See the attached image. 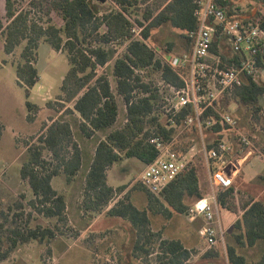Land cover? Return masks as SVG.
<instances>
[{"label":"trees","instance_id":"obj_1","mask_svg":"<svg viewBox=\"0 0 264 264\" xmlns=\"http://www.w3.org/2000/svg\"><path fill=\"white\" fill-rule=\"evenodd\" d=\"M112 1L116 8L107 10L103 9L105 3L98 0H30L27 8H18L17 0H5L6 24L0 22V35L4 39L6 55L12 56L26 42L16 65V75L20 85L25 88L28 112L36 114L37 110V106L29 98L39 80L36 63L39 45L44 41L55 51L67 53L70 69L60 87L58 113L72 114L75 119L68 121L62 116L51 118L50 124H44L42 133L36 137V144L27 145V156L20 176L32 191L33 198L28 202L32 212L27 214L25 225L18 222L25 215L20 201L8 207L12 211L10 215L1 212L0 243H6L7 249L0 251V262L7 260L21 245L31 242L50 245L57 236H65L58 224L51 226L38 222L30 225V221L36 219L32 218V214L37 213L46 219L69 222L66 196L55 190L51 182L54 177L63 175L67 183H72L80 176L85 166L86 154L78 143V137L80 139L82 135L83 139H90L96 133H105L97 142L82 181L81 211L85 218L92 220L105 212L116 192L122 194L126 189V186L114 188L108 184V170L119 161L134 158L144 165L152 163L157 158V151L149 139L162 137L165 141H170L177 134V129L168 127L162 120V114L158 112L163 95L158 89L152 90L151 84L141 76L144 77L145 74L147 79H152L158 75L161 81L177 88L182 86V82L170 67L156 58L143 40H150L152 30L164 25L184 32L186 37L187 32L198 26L195 17L198 0H167L157 4L153 10L147 8L142 15L143 21H137V25L143 27V40L134 37V26L128 18L138 0ZM220 5L227 16L232 18V2ZM52 16L61 20L60 26ZM250 21L264 28V16L261 13L251 20H242L243 23ZM102 28L106 30L100 32ZM113 40L126 46L125 52L116 58L113 50L107 46ZM187 44L185 52L191 49L188 39ZM171 48L172 43H168L165 51L170 53ZM263 51L262 48L259 54V64L262 66ZM213 52L221 54L228 66L238 64L241 60V56L231 51L221 35L215 39ZM5 64L7 61L0 64V68ZM109 64L115 81L114 91L108 76L109 68L99 74V70ZM119 97L124 102L126 116L124 124L115 127L120 116ZM222 102L225 105L227 103L248 108L255 115L264 112V82H254L247 78L241 86L226 93ZM68 104L73 105L72 109L66 108ZM222 110L230 113L225 108ZM188 113L189 109H182L175 117V123L180 125ZM230 114L237 119L236 112ZM206 116L216 121L220 119L218 112L213 109H209ZM27 120L32 122L33 116H27ZM74 127L79 136L75 134ZM3 129L0 124V139ZM193 129L197 135L191 136L195 137L191 143L200 148L201 137L196 128L190 130ZM209 130L217 133L221 127L217 123ZM188 131L179 135L177 140L183 138ZM191 145L181 151H187ZM178 146L177 142L175 149L179 150ZM214 146L215 144H210L207 147ZM46 153L51 154L53 163L46 160ZM202 168V160L192 162L158 195L151 194L141 183L134 186L132 191L138 187L146 194L147 207L143 210L134 207L126 194L124 199L127 202L120 199L106 212L108 216L120 217L133 225L136 231L133 249L136 256L147 257L154 253L155 249L147 245L158 238L160 243L157 257L160 264H185L190 260L192 251L185 249L179 241L163 240L159 237L160 232H151L148 214L162 215L165 219H170L173 213L187 215L190 207L205 197ZM243 194L232 185L218 194L217 204L221 211L237 216L233 225L234 231H237H233L232 235L239 247H261L259 244H264V201L255 200L248 194H245V199L239 198ZM48 253L51 254L50 249ZM226 255L228 264H264V246L257 260H249L230 243L227 245ZM218 256L219 253L213 254V250L207 251L199 264H210L208 260Z\"/></svg>","mask_w":264,"mask_h":264},{"label":"rangeland","instance_id":"obj_2","mask_svg":"<svg viewBox=\"0 0 264 264\" xmlns=\"http://www.w3.org/2000/svg\"><path fill=\"white\" fill-rule=\"evenodd\" d=\"M29 1L30 0H17L18 8H27ZM165 1L167 0H138V4L131 10L132 14L129 15L128 18L133 23V26H135L137 25L138 20L143 21L142 15L147 8L153 10V8L157 4L163 3ZM113 7L116 8V5L112 0H105V6L103 7V9L108 10ZM240 8V14L243 16L246 15L247 17H251V14L256 16L259 12L264 16V3L262 0L241 1ZM52 17L54 22L58 26H60L62 23L61 20L57 16ZM0 22H2L4 25L6 24L5 16H1V14ZM105 30V28H102L100 32H104ZM149 41L150 44L161 47L164 50L167 48L168 43H172L170 53H173L177 56H179V54H181L182 52H185L188 47L184 32L174 29L169 25H164L159 29L152 30ZM119 42L120 41L113 40L107 45L111 50H113L114 58L121 56L125 52L126 46L121 45ZM25 44L26 42H23L12 56H8L4 51V39L0 35V64H3L4 61H7V64L2 65L0 68V124H2L4 128L2 137L0 139V222L2 220L1 212L10 215L12 211L10 212L8 207L12 206L14 202L20 201L24 207V210L22 212L25 214L23 218L18 221L21 225L26 224L27 214L32 212V209L28 206V202L32 200L33 194L28 183L22 180L20 176L22 164L24 163L27 156V145L30 143L36 144V137L39 136L40 133H42V127L44 126V124H50L51 118H59L61 116L67 119L73 118L72 114L62 115V113H58V98L61 95L60 87L67 72L70 69L67 53L65 51H55L49 44L45 43L44 41H41L39 45L38 60L36 63L39 72V80L35 88L31 91V95L29 98V101L37 106V110L36 114H34L33 112H28V109L26 107L27 98L25 95V88L20 85L16 75V65L20 61V54ZM110 67L111 64H109L104 69H100L99 74H102L103 71L109 68L108 76L114 91L115 81L111 75ZM141 77L144 81L146 80L151 84L152 90H160L161 85H159L160 78L158 77V75H155L152 79H147L145 77V74V78L143 76ZM166 93L167 91L165 90V94ZM118 102L120 116L115 127L122 126L124 124L126 116V108L124 102L120 97L118 98ZM220 106H222V109L225 108L230 111V113L236 112L237 114L238 129L237 131H232L230 134L235 149H238L239 138L241 135H243L250 140L252 144V151L255 149V151L260 152L264 155V112L255 115L248 108L237 107L233 104L227 103L225 105L224 102H222ZM72 107V104L66 105V108L72 109ZM158 112L164 115V112L161 109ZM29 115L33 116L32 122H29L27 120V116ZM162 118L165 119L166 117L162 116ZM74 131L75 134L79 136L78 130L75 127ZM205 131L207 132H205L203 135L204 143L207 144V146H210L214 136L208 130ZM194 134H196L194 132V129H189L188 133L184 135L183 138L177 140L179 145L177 148H179V150H183L185 149V147L193 144L191 143V140H195V137L191 138V136H193ZM104 136L105 133L103 132L96 133L90 139L86 137L85 139H83L81 135L80 139L78 137V143L82 145V148L84 149V144L88 141V146L90 145V147H92L89 153L91 157L93 147L99 141V139L103 138ZM191 146L194 147V150L196 152V156L193 162L195 163L201 160L203 161L201 154L199 153L200 148L195 144ZM84 154H86L85 166L81 171L79 177L80 181L82 180V178H84L88 163L91 159L89 158V160H87V153ZM45 158L48 162L51 161V163H53L51 154L46 153ZM259 159L264 161V156H259ZM246 162H248V160ZM245 164H243L240 168L238 177L243 176L244 178H246L247 176H252L255 173V170L257 171L259 168L254 165L250 166V163L246 165ZM143 166L144 164L140 160L134 158L129 159L125 164L121 163L119 165H115V167L110 171L109 181L111 184H120L122 181L126 180V184L121 185L126 186V189L123 192L125 194L116 192L113 200L115 201V204L121 199L124 202H127L129 200L134 207L140 210L147 207V197L145 192L139 190L138 187L137 190L132 191L134 186L136 187L140 184V177L143 172H141V170ZM201 178L205 196H208L211 192L208 183V172L207 168L205 167L204 161ZM252 183L254 182H250L248 186H246L247 184L243 183V181L242 183H239L240 185L237 184V190H239V192L242 194L244 193V196L240 195L239 198L245 199V194L251 195L249 191H254L255 185H257L256 183ZM52 187L60 193H63V191L71 192L72 190L71 183H67L66 178L63 175L55 177L53 179ZM126 194L129 196L128 200L124 199V196ZM79 202V206H81L82 198L79 200ZM217 209L220 217V223L222 229L224 230V241L219 243L217 246L210 248L201 236L195 234V237L192 239V241L200 247L201 251L204 254L210 250H213V254L219 253L218 258L213 257L208 260L210 264H228L226 250L229 243L236 246L239 253L246 255V257L248 256L249 260H257V256H259L261 253L260 247H239L233 238V225L236 219H238L237 216H235V214L233 213H229L231 219L226 220L224 218L223 220V216L221 210L219 209V206ZM173 214L177 218L183 217L182 219L184 221L180 222L179 225L182 224L181 227L183 229L188 228L191 232L194 228H196V226L201 229L205 224L202 219H196L193 223L189 221V219L185 217V215L176 213ZM103 216L106 217L98 220L91 231L84 233L87 237L79 239L82 235L81 233L83 230L81 229L79 223L73 221L72 218L71 219L73 221V224L71 225L69 222H59L56 219H46L41 215H38L37 213H33L32 218L36 219H32L30 221V225H34L38 222L51 226H53L54 224H58L59 229L63 232L65 237L71 239H66V241H64L65 245H63V243H60V241H57V243L52 242V244L50 245H40L36 242H31L28 245H21L11 253L9 259L6 262L0 264H118V237H116L115 241H113L112 245H114L115 247L110 252V256H108L109 251L106 250V246L103 245V240H106V238L103 239L106 233L100 231L114 224L116 225V227H120V223L118 221L115 222L111 218L107 217V214H104L102 216H95L92 218V220L91 218H86L85 220L86 222H89L90 220L93 221L97 217ZM70 217H72V214ZM153 223L157 228V231L160 232L159 237H161L162 239L163 237H166L165 235H163L164 230H168L166 231V235L169 233V231L176 230V227L171 223L169 224L167 219H165V217H163L162 215L154 217ZM119 232L121 231L119 230ZM119 235L121 236L122 233H120ZM159 243L160 242L158 241V238L152 243V248L157 250V252L159 251ZM6 249L7 244L0 243V251H5ZM48 249L51 250V254L48 253ZM255 255H257L256 258H251ZM106 257H110L109 261L105 260ZM150 259H157L158 261V257L156 255L152 258H144L143 261H148ZM199 263L200 262H196L195 264ZM188 264H194L192 258H190Z\"/></svg>","mask_w":264,"mask_h":264},{"label":"built area","instance_id":"obj_3","mask_svg":"<svg viewBox=\"0 0 264 264\" xmlns=\"http://www.w3.org/2000/svg\"><path fill=\"white\" fill-rule=\"evenodd\" d=\"M234 1L198 0L195 11L198 26L186 33L191 49L179 56L150 44L149 40H143V27L135 25L132 30L134 36L142 39L156 58L170 67L182 82V86L177 88L160 80L161 87L158 90L163 95L160 109L164 112L162 116L166 117L162 120L168 127L176 128L177 134L170 141H165L162 137L149 139L157 151V158L146 165L140 183L151 194L162 193L194 161L196 152L193 146L187 151H181L175 149V145L179 135L196 128L201 137L199 153L207 168L211 193L196 201L187 216L190 220L200 218L204 221L199 233L210 248L224 241L217 196L233 185L240 168L253 153L250 140L243 135L239 138L238 149H235L230 134L237 130L238 121L219 107L226 93L241 86L245 79L264 82V66L259 64V54L264 49V28L251 21L243 23L229 18L220 4ZM218 35L226 39V44L233 53L241 56L238 64L228 66L221 54L213 52ZM184 108L189 109V113L177 125L175 117ZM209 109L218 112L219 121L206 116ZM217 123L221 130L213 133L209 129ZM205 130L214 136L211 144L215 146L212 148L204 143Z\"/></svg>","mask_w":264,"mask_h":264},{"label":"crops","instance_id":"obj_4","mask_svg":"<svg viewBox=\"0 0 264 264\" xmlns=\"http://www.w3.org/2000/svg\"><path fill=\"white\" fill-rule=\"evenodd\" d=\"M241 1H245V0H235L234 2H232V16H233L232 18L238 19V20H241V21L244 20V19L251 20L252 18L255 17V15L251 14V17H247L246 15L243 16V15L240 14V12H241V8H240ZM263 3H264V1H263ZM0 14H1V16H5V0H0ZM182 53H184V52H182ZM171 54L174 55L173 53H171ZM181 54H179V55H181ZM174 56H177V55H174ZM263 116H264V114H263ZM65 119L68 120V121H71L72 119H75V118H72V119L65 118ZM85 144H84L85 148H84L83 151H84V153H87V160H89V158H91L93 156V153H94V150H95V147H96L97 143L95 144V146L92 149L93 152L91 151L92 152L91 153V157H90L89 153H90V150H91L92 147H90V145L88 146V141L85 142ZM259 156H264V155L262 153H260V152L255 151V149H254L252 155L247 159L248 162H246V164L250 163V166L251 165L257 166V167H259L258 170L257 171L255 170V173L252 176H247L246 177L247 179L244 178L243 176H239L238 178H236L234 180L233 186L236 187L237 184L242 183V181H243V183L247 184L246 186H248L250 182H254V183L257 184V185H255V190L254 191L250 190L249 193L251 194V196H253L255 198V200H263L264 201V184H263L264 183V161L260 160ZM128 160L119 161V162L115 163L108 170L107 176H108V184L110 186L116 188V187H119V185L121 186V185H125L126 184V180L122 181L120 184H117V183L111 184L110 181H109V176H110V171L115 167V165H119L121 163L125 164V163H127ZM87 163H88V161H87ZM145 167H146V165H144L142 167L141 172L145 169ZM87 171H88V167H87V170H86L85 174L87 173ZM79 177L80 176H78L77 179L74 182L71 183V186H72L71 192L63 191V193L62 192L61 193L64 194L66 196V199H67V204H68L67 205V217H68V221H69V223L71 225L73 224V221H76V223H79V225L81 226V229L83 230L82 233H81L82 235H81V237L79 239H82V238L87 237L84 234L85 232L91 231L93 226L97 223V221L102 219V218H104V217H106V216L97 217L91 223L86 222V220H85L86 218L83 216V213L81 211V206H79V203H80L79 200L82 198L81 189H82L83 183H81V182L84 180V178H82V180L80 181ZM53 179H52V181H53ZM254 183H252V184H254ZM51 184H52V182H51ZM123 194H125V193H123ZM76 201H77V203H76ZM114 204H115V201H113V203H111V205H109V207L105 210L104 214H106V212L109 209H111L114 206ZM221 213H222V216H223V220H224V218L226 220H228V219L230 220L231 219V217L229 216L230 214L228 212L221 211ZM71 214H72V217H70ZM104 214H102V215H104ZM102 215H100V216H102ZM148 216H149V220H150V223H151V232L154 233V234L158 233L157 228L155 227V225L153 223V220H154V217H158V216H161V215L149 213ZM107 217L111 218L115 222L118 221L120 223V227H116V225L114 224V225H111L110 227H106V228H104V229H102L100 231V232L106 233L105 237L103 238V239L106 238L105 241L103 240V245L106 246V250L109 251V255L108 256H110V252L115 247L114 245H112L113 241H115V238L118 237V241H117L118 242V244H117L118 264H160L157 261V259L156 260L150 259L148 261H143L144 258H152L155 255L157 256L158 255L157 250L153 249L155 252L151 253L147 257H145V256L143 257L142 255L136 256L134 254V250L133 249H134L135 240H136V231L134 230L133 225L129 221L124 220V219H122L120 217H113V216H107ZM185 217L188 218L187 215H185ZM71 218L73 219V221H72ZM182 218H180V217L177 218L173 214L170 219H167L169 224L171 223V224H173L176 227V230L169 231V233L167 235H166V231H168V230H166V231L164 230V232H163L164 234L163 235H165L166 237H163V240L179 241L183 245V247L185 249H187L189 251H192L190 258L193 259V263L195 264L196 262H200V259L203 258V256H204V253L201 251L200 247L196 243H194L192 241V239L195 237V234L200 236V233L198 231L200 229L197 226H196V228H194L192 230V232L188 228L183 229L181 227L182 224L179 225L180 222L184 221ZM195 220H190L189 219V221H191L193 223L195 222ZM119 230L121 232H119ZM120 233H122L121 236L119 235ZM66 239L70 240L71 238H67L65 236H57V238L53 242L57 243V241H60V243H63V245H65L64 241H66ZM79 239H77V240H79ZM154 240H156V239L154 238ZM150 244L151 245H149V246L147 245V247H152L153 244L152 243H150ZM259 245L261 246L260 248H261V251H262V248H263L264 244L261 243ZM52 253H53V250H52ZM256 256L257 255H255V256H253L251 258H256ZM260 256H261V253H260L259 256H257V258H259ZM109 258L110 257H106L105 260L109 261ZM7 260H4V261H2L0 263H4ZM189 261H187L185 264H188Z\"/></svg>","mask_w":264,"mask_h":264},{"label":"water","instance_id":"obj_5","mask_svg":"<svg viewBox=\"0 0 264 264\" xmlns=\"http://www.w3.org/2000/svg\"><path fill=\"white\" fill-rule=\"evenodd\" d=\"M98 1H100V2H102V3H105V0H98Z\"/></svg>","mask_w":264,"mask_h":264}]
</instances>
